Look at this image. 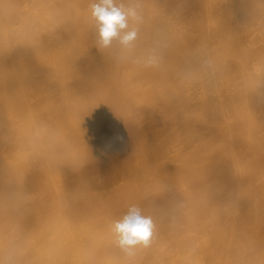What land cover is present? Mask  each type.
Listing matches in <instances>:
<instances>
[{
  "label": "bare ground",
  "instance_id": "1",
  "mask_svg": "<svg viewBox=\"0 0 264 264\" xmlns=\"http://www.w3.org/2000/svg\"><path fill=\"white\" fill-rule=\"evenodd\" d=\"M93 2L0 0V264H264V0H131V50Z\"/></svg>",
  "mask_w": 264,
  "mask_h": 264
},
{
  "label": "clouds",
  "instance_id": "2",
  "mask_svg": "<svg viewBox=\"0 0 264 264\" xmlns=\"http://www.w3.org/2000/svg\"><path fill=\"white\" fill-rule=\"evenodd\" d=\"M91 27L99 50H108L114 44L131 50L138 37L139 25L143 21L137 3L124 0H94L90 5ZM145 66H152L151 62ZM154 223L150 215L141 208L131 206L119 220L113 221L111 233L117 247L127 257H134L138 248H147L154 235Z\"/></svg>",
  "mask_w": 264,
  "mask_h": 264
}]
</instances>
